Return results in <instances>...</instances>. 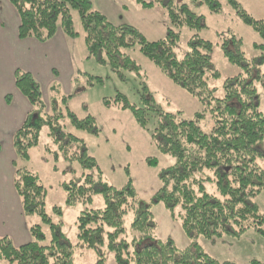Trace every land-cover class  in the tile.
I'll return each mask as SVG.
<instances>
[{
	"label": "trees",
	"instance_id": "trees-1",
	"mask_svg": "<svg viewBox=\"0 0 264 264\" xmlns=\"http://www.w3.org/2000/svg\"><path fill=\"white\" fill-rule=\"evenodd\" d=\"M137 1L146 8L160 3L167 9L170 24L165 37L152 41L134 26L114 25L91 0H10L19 14L20 38L45 42L59 30L68 38L83 34L87 58L110 66L124 81L123 71H140L141 65L131 57V51L138 49L163 74L197 97L204 108L193 118L169 112L149 94L147 87L138 104L121 92L104 98L105 106L130 111L142 127L156 117L153 130L156 145L175 159L173 165L161 171V187L146 203L138 197L130 174L122 187L105 182L97 158L89 152L84 139L70 130L74 127L98 133L101 128L96 118L92 114L78 117L68 104L72 95L53 100L48 111L39 81L31 72L18 69L16 87L32 109L12 137L16 154L14 185L25 214L39 216L50 227L51 237L46 242L47 236L39 223L31 227V239L26 243L16 245L9 236H0V258L7 264H75L74 246L47 213V187L38 173L20 166V160L28 161L31 149L40 143L44 127L55 145L47 147L46 154H52L54 159L63 158L70 165L77 162L83 168L76 178L61 184L67 204L92 202L96 193L105 199L103 208L80 212L79 240L89 249L106 245L114 253L116 264H238L216 259L193 241L180 248L172 238H158V223L152 211L156 204L165 205L174 220H181L190 240L198 236L209 240L226 236L241 239L250 230L264 237V212L251 200L264 192V167L257 162L264 157V151L258 148L264 138V113L259 109L256 84L263 80L264 74L247 61L241 38L226 39L222 45L224 56L242 66L243 72L229 78L224 85V97L217 98L210 80L220 73L213 66L212 42L199 35L206 23L196 6L206 2L212 11L219 12L222 2L191 0L190 5L182 0ZM227 1L264 40V19L253 17L238 0ZM185 26L194 34L188 41L189 49L180 56L176 47ZM97 81L104 79L97 77ZM206 112L213 121L210 131L201 126ZM45 160L50 158L46 156ZM148 163L157 166L159 161L156 157L148 158ZM208 183L214 186V192L209 191ZM54 212L61 214L62 208L56 206ZM128 216H131L129 226ZM95 264H105L102 253ZM249 264L264 262L253 258Z\"/></svg>",
	"mask_w": 264,
	"mask_h": 264
},
{
	"label": "rangeland",
	"instance_id": "rangeland-1",
	"mask_svg": "<svg viewBox=\"0 0 264 264\" xmlns=\"http://www.w3.org/2000/svg\"><path fill=\"white\" fill-rule=\"evenodd\" d=\"M192 4L191 0H182ZM223 4L221 11H212L206 2H201L196 8L205 17L206 27L199 35L212 42V62L220 75L210 80V85L216 89L217 98L224 97L226 81L243 72L242 66L232 63L223 54V43L226 39L238 37L242 39V50L247 61L260 73L264 74V40L245 23L236 10L229 5L227 0H220ZM245 9L257 19H264V0H238ZM81 31V23L77 22ZM167 32V31H166ZM164 32L148 40H158L164 36ZM194 34L187 26L182 28L181 39L176 47L180 56L189 49L188 41ZM72 63L75 70L74 79L70 84L66 82L68 70L64 68L61 59L53 57L58 64L56 78L52 80L46 95L62 97L72 94L68 99L72 111L78 117L92 114L97 125L101 128L98 133L70 127L76 135L84 139L89 152L97 158L103 169L105 182L122 187L128 181V174L133 179V184L138 197L148 203L153 195L161 187L160 173L163 169L173 165L175 159L162 153L153 137L157 119L151 117L147 126L142 127L128 110L117 107H107L104 98H112L117 92L125 94L133 103H140V99L148 88L149 94L169 112H181L186 118H193L195 114L204 108L203 104L180 85L173 82L168 76L148 59L138 49L132 50V58L141 65L140 71H123L126 80H122L110 66L98 63L95 59L87 58V50L83 34L74 38H67ZM230 47L234 49L231 43ZM53 76V74H52ZM91 76L95 78H91ZM102 77L104 82L97 81ZM264 81V77L263 80ZM256 82L258 87L259 109L264 113V85ZM52 84H55L52 86ZM52 86V87H51ZM147 87V88H146ZM56 101V99H53ZM60 103H63L60 101ZM215 102H212L214 105ZM50 103L47 110L51 111ZM61 106V104H60ZM207 108V106L205 107ZM155 123V125H154ZM213 121L210 113L206 112V118L201 126L205 131H210ZM47 147H55L48 135V129L44 127L40 134V143L31 149L28 161L20 160V166H27L38 173L43 184L48 189L47 213L53 221L59 225L61 233L74 246L75 264H95L99 255L105 257V264H116L114 253L106 245H100L97 250L86 248L77 236V218L80 212L87 208L100 209L105 206V199L101 193L93 196L92 202H80L69 205L66 202V192L61 184L69 181L76 174H80L83 168L77 163L68 164L63 158L54 159V156L46 154ZM258 148L264 151V138L258 144ZM48 156L50 161L45 160ZM157 158L159 164L151 166L148 158ZM264 167V157L257 160ZM54 166L58 169L55 170ZM74 167V170H73ZM209 191L215 188L208 183ZM257 203L264 212V192L251 199ZM61 207L62 213L54 212V207ZM153 214L158 223L156 236L160 239L172 238L180 248H185L195 242L207 253L220 261L233 260L238 264H249L250 260L257 258L264 262V237L254 230L248 231L241 239L226 236L219 240H209L203 236L190 240L181 226V220H174L170 211L163 204L152 207ZM29 226L41 224L43 232L50 240V227L42 223L37 215H26ZM131 216L126 217V225H130ZM131 234V230L129 231ZM0 264H7L6 262Z\"/></svg>",
	"mask_w": 264,
	"mask_h": 264
},
{
	"label": "crops",
	"instance_id": "crops-1",
	"mask_svg": "<svg viewBox=\"0 0 264 264\" xmlns=\"http://www.w3.org/2000/svg\"><path fill=\"white\" fill-rule=\"evenodd\" d=\"M91 1L94 7L114 25L134 26L150 38L164 32V36H161L163 38L167 33L170 19L167 9L160 3H156L152 8H146L137 0ZM19 23V14L10 0H0V142L2 144L0 150V236H9L16 245L26 243L31 239L32 226L28 225L22 200L14 185L13 161L16 159V154L12 137L32 106L16 87L15 73L20 69L34 74L41 84L43 98L47 105L53 104L54 98H60L50 94L46 95V89L49 88L53 78H56L54 75L58 72V64L53 57L61 59L64 68L68 70L67 83L70 84L75 73L70 48L67 44L68 37L62 30H59L48 41L40 42L35 38H20ZM2 261L0 258V263Z\"/></svg>",
	"mask_w": 264,
	"mask_h": 264
}]
</instances>
